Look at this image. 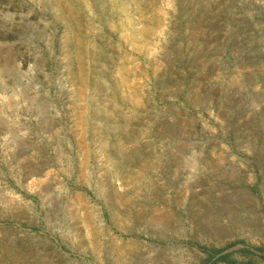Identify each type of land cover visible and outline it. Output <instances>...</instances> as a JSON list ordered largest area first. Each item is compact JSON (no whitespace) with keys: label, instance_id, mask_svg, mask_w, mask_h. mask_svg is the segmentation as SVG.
<instances>
[{"label":"rangeland","instance_id":"374dc122","mask_svg":"<svg viewBox=\"0 0 264 264\" xmlns=\"http://www.w3.org/2000/svg\"><path fill=\"white\" fill-rule=\"evenodd\" d=\"M0 264H264V0H0Z\"/></svg>","mask_w":264,"mask_h":264},{"label":"trees","instance_id":"16d2710c","mask_svg":"<svg viewBox=\"0 0 264 264\" xmlns=\"http://www.w3.org/2000/svg\"><path fill=\"white\" fill-rule=\"evenodd\" d=\"M218 258L220 260L227 261L229 263L231 262V260H229V258H228V253H223V254L219 255Z\"/></svg>","mask_w":264,"mask_h":264}]
</instances>
